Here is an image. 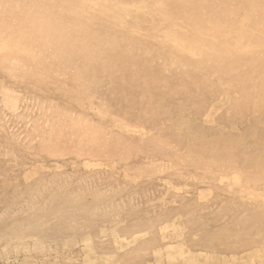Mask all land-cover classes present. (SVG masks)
Masks as SVG:
<instances>
[{"label": "rangeland", "instance_id": "374dc122", "mask_svg": "<svg viewBox=\"0 0 264 264\" xmlns=\"http://www.w3.org/2000/svg\"><path fill=\"white\" fill-rule=\"evenodd\" d=\"M38 1L0 0V264H73L63 256L43 259L42 247L47 245L58 254L67 243L75 250L74 244L79 240L77 236L74 238L75 234L61 231L58 226L64 225L53 220L50 222L46 213L57 207L58 213L64 209L75 211L73 207L77 206L73 205L72 196H68L64 204L60 200L66 197V193L74 196L80 192L82 200H88L92 196L89 189L93 184V190L100 193L105 188L127 196L122 210L106 211L102 204L106 199L98 201L99 220L95 223L97 217L94 218L97 225L94 234H99V230L103 231L100 235L109 234L111 230L121 228L118 223L125 213H128V219H134L126 232L132 230L138 235L148 227L152 233V223L160 221L162 212L163 222L158 227L162 231L166 229V222L176 223L175 218L182 213L185 219L182 221L187 222L184 233L192 236L190 244H202L208 249L204 255L193 254V264H217V261L221 264H264V91L259 94L253 84L246 89L238 88L240 85L225 78L226 68L215 59L210 60L214 66L213 78L207 85L202 80L200 64L199 69L189 67L180 71L175 52L169 49L175 30L171 32L168 24L174 19L179 25V34L183 35L180 39L185 41L181 31L187 28L185 25L191 18L214 7L220 9L219 13L228 20L222 22L223 34L219 36L226 50L237 43L250 47V37L255 39V34L259 37L254 40V49L248 55L239 57L236 50L232 51L233 62L242 61L246 65L248 72L242 71L246 76L257 66L264 65V19L257 23V15L252 9V3H256L264 18V0H253L252 3L250 0H192L190 6H185L181 0ZM229 1H233L239 14L243 13L244 20L250 21L249 32L245 30L246 23L224 16L227 11L222 6ZM4 4L7 5L5 8ZM168 35H171L170 39ZM189 61L186 57L185 62L189 64ZM4 91L9 92L4 94ZM245 93L250 97L248 102ZM124 139L127 140L124 142ZM17 156L21 160H56L65 164L54 170L32 165L34 161L20 166ZM104 164L124 166L122 169L127 177L128 174L134 175L133 182H125V177L118 178L105 172H99L92 182L82 178V169ZM65 165L72 168L69 170ZM177 179L188 188V192H175L171 202L163 206L166 196L161 199L157 196ZM23 204L26 207H21ZM18 228L24 230L25 236L11 237V233L20 232ZM68 238L71 242L67 241ZM35 248H40L39 254L33 253ZM227 250L234 253L229 255ZM28 252L36 255L31 257L34 263L26 258ZM81 259L75 264H100L84 254Z\"/></svg>", "mask_w": 264, "mask_h": 264}, {"label": "bare ground", "instance_id": "6f19581e", "mask_svg": "<svg viewBox=\"0 0 264 264\" xmlns=\"http://www.w3.org/2000/svg\"><path fill=\"white\" fill-rule=\"evenodd\" d=\"M11 1V0H10ZM19 2V0H17ZM40 1V0H39ZM37 2V3H40V2ZM54 1V0H52ZM57 1V0H56ZM158 1V0H157ZM196 1V0H195ZM198 1H202V0H198ZM205 1V0H204ZM208 1V0H206ZM213 1V0H212ZM216 1V0H215ZM248 1V0H246ZM251 3L254 2L253 0H250ZM8 2V1H7ZM13 2V1H12ZM33 2V1H32ZM51 2V1H50ZM132 2V0H131ZM138 2V1H137ZM203 2V1H202ZM3 3V2H1ZM22 3V2H21ZM19 3V4H21ZM24 3V2H23ZM29 3V2H28ZM34 3V2H33ZM43 3V2H42ZM41 3V4H42ZM53 3V2H52ZM55 3V2H54ZM169 3V1H168ZM177 3V2H176ZM181 3H183L185 6H190L191 3H193L192 0H181ZM240 3V2H239ZM250 3V4H251ZM18 3H16L17 5ZM44 4V3H43ZM50 4V3H49ZM57 4V3H56ZM173 4V3H172ZM197 4V3H196ZM217 4V3H216ZM24 6V4H22ZM51 5V4H50ZM54 5V4H53ZM174 5V4H173ZM195 5V4H194ZM207 5V4H206ZM219 5V4H218ZM264 5V4H263ZM1 6V5H0ZM4 6H7V5H3ZM12 6H14V4H12ZM28 6V5H27ZM35 5L33 4V7ZM39 6V5H38ZM55 6V5H54ZM60 6V5H59ZM178 6V5H176ZM175 6V7H176ZM181 5L179 4V7ZM197 6H200V5H197ZM209 6V5H208ZM211 6V5H210ZM214 6V5H212ZM211 6V7H212ZM11 7V6H10ZM18 7V6H17ZM42 7V6H41ZM45 8L47 7L44 6ZM56 7V6H55ZM183 7V6H182ZM181 7V8H182ZM5 8V7H4ZM9 8V7H8ZM20 8V7H18ZM25 8V7H24ZM168 8V7H167ZM166 8V9H167ZM174 8V6H173ZM186 8V7H185ZM191 7L188 8V12L190 10ZM209 8V7H208ZM223 10H226L227 12L224 13V16L225 17H235L237 18V20H240V23H246L247 24V28L245 29L246 32H249L250 29H249V22L248 20H244L243 19V13H238V10L236 8V6H234L233 4V1H229V2H224V5L222 6ZM243 8V7H242ZM27 9V8H26ZM37 9V8H36ZM48 9H50L48 7ZM47 9V10H48ZM58 9V8H56ZM177 9V8H175ZM252 9H254V13H256V21L257 23H260L262 19V16H261V11L258 9V6L257 4L255 3H252ZM8 10V9H7ZM17 10V9H15ZM19 10V9H18ZM39 10V9H38ZM41 10V9H40ZM54 10V9H52ZM51 10V11H52ZM170 10V8H169ZM200 10V9H199ZM208 10V9H207ZM219 10L218 8H211L208 12L206 13H202L200 12L201 14L197 17H195L194 19H190V21L185 25L187 26V28L183 31H181L184 35H185V41L181 40V36L183 35H180L179 32V28H178V24L177 22L174 20V19H171L169 21V26H170V30L172 29L171 32H173L175 30V32L173 33V37H171L170 39V36L168 37L171 41L169 43H171V47L172 48H169V49H173V51L175 52V55H176V58H177V67L178 69H181L180 71L183 70H186V69H189L190 68H194V67H197L199 69V65H201V76H202V80L206 81V85L209 83L211 77H212V67L213 64L211 63L212 60H216L219 65L221 67H225L226 68V71H225V78L230 80V81H234L236 82L238 85V88L241 87L243 89H246L248 87V85L250 84L252 87L254 85V88L256 90L259 91H264V65L263 66H257L251 73H247L248 75L246 76H243L244 72L242 73V71H246L247 68H246V65L242 62V61H239L238 63L237 62H233V59H232V54L234 50H236V54L237 56L241 57L243 55H248L247 53L248 52H251V50L254 49V46H253V43H254V40H258L259 37L255 34V39H253L252 37H250V43H251V46H245L243 45V43H237L233 48L231 49H228L226 50L224 48V45H223V42L221 39H219V36L221 37V35L223 34L222 33V22H226L228 21L226 18L223 17L222 13H219ZM26 13L29 11L25 10ZM24 11V12H25ZM31 11V10H30ZM168 11V10H167ZM180 11V10H179ZM194 11V10H193ZM12 12V10H11ZM35 12V11H34ZM41 12V11H40ZM39 12V13H40ZM50 12V11H49ZM54 12H57V11H54ZM173 12V11H172ZM177 12V11H176ZM29 13V12H28ZM180 13V12H179ZM193 13V12H192ZM191 13V14H192ZM196 13V12H194ZM11 14V13H10ZM17 14V13H16ZM47 14V12H46ZM52 14V13H51ZM55 14V13H54ZM158 14V12L156 13ZM190 14V15H191ZM230 14V15H228ZM2 15V14H1ZM42 15V14H41ZM48 15V14H47ZM57 15V13H56ZM66 15V14H65ZM175 15V14H173ZM177 15V14H176ZM180 15V14H179ZM185 15V14H184ZM186 15H187V11H186ZM189 15V16H190ZM197 15V14H196ZM252 15V14H251ZM7 16V15H5ZM4 16V18H5ZM10 16V15H9ZM13 16V14H12ZM22 16V15H20ZM26 16V15H25ZM34 16V15H33ZM40 16V14H39ZM53 16V15H52ZM172 16V15H171ZM31 17V16H30ZM37 17V16H36ZM35 17V18H36ZM41 17V16H40ZM58 17V16H57ZM229 17V18H230ZM255 17V16H254ZM17 18V17H16ZM26 18V17H25ZM29 18V17H28ZM45 18V17H44ZM52 18V17H51ZM78 18V17H77ZM97 18V17H96ZM100 18L102 19V17L100 16ZM139 18H141L139 16ZM147 18V17H146ZM179 18H182V17H179ZM187 18V17H186ZM12 19V17H11ZM59 20V17L57 18ZM158 19V18H157ZM27 20V19H26ZM44 20V19H43ZM111 19H109L110 21ZM150 20V19H149ZM99 21V20H98ZM178 21V20H177ZM13 22V21H12ZM26 22V21H25ZM29 22V20H28ZM52 22V21H51ZM60 22V21H59ZM93 22V21H92ZM108 22V20L106 21ZM147 22V21H146ZM181 22V21H180ZM49 23V22H48ZM97 23V22H96ZM101 23V22H100ZM114 23V22H113ZM129 23V21H128ZM28 24V23H27ZM31 24V23H30ZM51 25V23H49ZM65 24V22H64ZM105 24V23H104ZM107 24V23H106ZM150 24V23H149ZM157 24V23H156ZM184 24V23H183ZM33 25V24H32ZM101 25V24H100ZM116 25V24H115ZM141 25V24H140ZM145 25V24H144ZM241 25V24H240ZM119 26V25H118ZM143 26V25H141ZM27 27V26H26ZM103 27V26H102ZM109 27V26H108ZM113 27V25H112ZM116 27V26H115ZM127 27V26H126ZM146 27H148L146 25ZM161 27H165V26H161ZM183 27V26H181ZM31 28V27H30ZM47 28V27H46ZM100 28V27H98ZM111 28V27H109ZM152 28L154 29V26H152ZM157 28V27H156ZM168 28V27H167ZM185 28V27H184ZM242 28V27H240ZM97 29V28H96ZM102 29V28H101ZM104 29V28H103ZM108 29V28H107ZM128 29V27H127ZM151 29V30H153ZM161 29V28H160ZM168 29V30H169ZM33 30V29H31ZM35 30V29H34ZM109 30V29H108ZM139 30V29H138ZM155 30V29H154ZM159 31V29H157ZM165 30V29H164ZM169 30V32H170ZM49 31V30H48ZM107 31V30H106ZM110 31V30H109ZM114 31V30H113ZM116 31V30H115ZM129 31V30H127ZM46 32V31H45ZM51 32V31H50ZM68 32V31H67ZM102 32V31H101ZM108 32V31H107ZM146 32V30H145ZM148 32V30H147ZM154 32V31H153ZM160 32V31H159ZM104 33V32H103ZM109 33V32H108ZM107 33V34H108ZM128 33V32H127ZM131 33V32H130ZM133 33V31H132ZM137 32H135L136 34ZM143 33V32H142ZM152 33V32H151ZM164 33V32H162ZM161 33V34H162ZM235 33L237 34L238 32L235 31ZM37 34V33H36ZM101 34V33H100ZM99 34V35H100ZM112 34V33H111ZM138 34V33H137ZM141 34V33H140ZM147 34V33H146ZM169 34V33H168ZM231 34V33H230ZM41 35V34H39ZM56 35V34H55ZM134 35V34H133ZM148 35V34H147ZM151 35V34H150ZM232 35V34H231ZM42 36V35H41ZM40 36V38H42ZM44 36V35H43ZM121 36V35H120ZM139 36V35H138ZM145 36V35H144ZM167 36V35H166ZM136 37V36H135ZM142 37V36H141ZM164 37V36H163ZM32 38V37H31ZM103 38V37H101ZM120 38V37H119ZM127 38V37H126ZM137 38V37H136ZM161 38V37H160ZM48 39V38H47ZM112 39V38H111ZM145 39V38H144ZM34 40V39H33ZM37 40V39H36ZM53 40V39H52ZM120 40V39H119ZM126 40V39H124ZM159 40V39H158ZM165 40V39H164ZM188 40V41H187ZM234 40V39H233ZM41 41V40H40ZM113 41V40H112ZM111 41V42H112ZM135 41V40H134ZM137 41V39H136ZM149 41V40H148ZM33 42V41H32ZM36 42V41H35ZM122 42V41H120ZM142 42V41H141ZM230 42V41H229ZM106 43V42H105ZM124 43V42H123ZM139 43V42H138ZM153 43V42H151ZM160 43V42H159ZM232 43V42H231ZM91 44V43H90ZM95 44V43H94ZM134 44V43H133ZM137 44V43H136ZM154 44V43H153ZM168 44V43H167ZM118 45V44H117ZM140 45H142L140 43ZM35 46V45H34ZM39 46V45H37ZM91 46V45H90ZM96 46V45H95ZM100 46V45H99ZM108 46V44H107ZM137 46V45H136ZM97 47V46H96ZM131 47V45H130ZM16 48V47H15ZM95 48V47H94ZM92 48V49H94ZM124 48V47H123ZM127 48V47H126ZM145 48V47H144ZM100 49V48H99ZM147 49V48H146ZM34 50V49H33ZM40 51H44L42 48H39ZM55 50V49H54ZM112 50V49H111ZM140 50H141V47H140ZM144 50V49H143ZM152 50V49H151ZM156 50V49H155ZM167 50V48H166ZM56 51V50H55ZM76 51V50H74ZM95 51V50H94ZM93 51V52H94ZM103 51V50H102ZM107 51V50H106ZM128 51V49H127ZM136 51V50H135ZM157 52H159L158 50H156ZM173 51H171L173 53ZM11 52V51H10ZM31 52V50L29 51ZM46 52V51H45ZM79 52V51H78ZM107 52H111V51H107ZM116 52V51H115ZM120 52V50H119ZM137 52V51H136ZM135 52V53H136ZM146 53V51H144ZM166 52V51H165ZM164 52V53H165ZM12 53V52H11ZM33 53V52H32ZM67 53V52H66ZM74 53V52H73ZM91 53V52H90ZM118 53V52H117ZM121 53V52H120ZM132 53V52H131ZM154 53V52H153ZM25 54V52H24ZM31 54V53H30ZM46 54V53H45ZM77 54V53H76ZM84 54V53H83ZM95 55V53H93ZM103 54V53H101ZM100 54V55H101ZM108 54V53H107ZM112 54V52H111ZM115 54V53H114ZM119 54V53H118ZM122 54H124L122 52ZM142 54V53H141ZM162 54V53H161ZM169 54V52H168ZM28 55V54H27ZM32 55V54H31ZM54 55V54H53ZM68 55V54H67ZM92 55V54H90ZM99 55V56H100ZM136 55V54H134ZM144 55V54H142ZM158 53L156 54V57H157ZM231 55V56H230ZM256 55V54H255ZM2 56V55H1ZM17 56V55H16ZM30 56V55H29ZM75 56V55H74ZM77 56V55H76ZM84 56V55H83ZM96 56H98V53L96 54ZM104 56H105V53H104ZM103 56V57H104ZM108 56V55H107ZM125 56V55H124ZM123 56V57H124ZM127 56V54H126ZM147 58H148V55H146ZM160 56V55H159ZM173 56V55H172ZM40 58V56H37ZM52 57V56H51ZM82 57V56H81ZM109 57V56H108ZM111 57V56H110ZM134 57V56H133ZM136 57V56H135ZM152 57V56H151ZM166 57V56H165ZM186 57L190 60L189 61V64H187L185 62V59ZM42 58V57H41ZM66 58V57H65ZM78 58L79 60V57H76ZM89 58V57H88ZM101 58V56H100ZM107 58V57H106ZM142 58V57H141ZM140 58V59H141ZM146 59V57H143ZM168 58V57H167ZM173 58V57H172ZM171 58V59H172ZM2 59V58H1ZM5 59V58H4ZM63 59V58H62ZM61 59V60H62ZM82 59V58H81ZM99 59V58H98ZM104 59V58H103ZM120 59V57L118 58ZM139 59V60H140ZM165 59V58H163ZM240 59V58H239ZM74 61H77V59L75 60V58L73 59ZM72 60V61H73ZM83 60H86L85 58ZM89 60V59H88ZM87 60V61H88ZM92 60L95 61V59L92 58ZM126 60V59H125ZM130 60V59H129ZM136 60V59H135ZM166 60V59H165ZM174 60V59H173ZM211 60V61H210ZM244 60V59H243ZM40 62V59L38 60ZM48 61V60H47ZM60 61V60H59ZM58 61V62H59ZM69 61V60H68ZM91 62V60H89ZM88 61V62H89ZM112 61V60H111ZM116 61V60H115ZM127 61V60H126ZM150 61V59H149ZM152 61V59H151ZM163 61V60H161ZM160 61V62H161ZM172 61V60H171ZM8 62V61H7ZM49 62V61H48ZM67 62V61H65ZM71 62V61H70ZM79 62V61H78ZM89 62V63H90ZM134 62V61H133ZM137 62V61H136ZM141 62V61H139ZM144 62H147V61H144ZM159 62V63H160ZM170 62V60H169ZM188 62V61H187ZM253 62V61H252ZM4 63V62H3ZM23 63V62H22ZM64 63V62H63ZM80 63V62H79ZM78 63V64H79ZM83 63V62H81ZM86 63V62H84ZM97 63V61H96ZM148 63V62H147ZM156 63V62H155ZM168 63V61H167ZM176 63V62H175ZM264 63V61H263ZM6 64V63H5ZM4 64V65H5ZM59 64V63H58ZM98 64V63H97ZM117 64V63H116ZM148 64H151V63H148ZM166 64V63H165ZM172 64V63H171ZM215 64V63H214ZM253 64H256L255 62H253ZM17 65V64H16ZM23 65V64H22ZM49 65V64H48ZM56 65V63H55ZM66 65V64H65ZM82 65V64H81ZM90 66V64H88ZM104 65V64H103ZM102 65V66H103ZM115 65V64H114ZM168 65V64H167ZM37 66V65H36ZM42 66V64L40 65ZM47 66V65H46ZM50 66V65H49ZM59 66V65H58ZM75 66V65H74ZM105 66V65H104ZM107 66V65H106ZM117 66V65H116ZM172 66V65H171ZM1 67V66H0ZM5 67V66H3ZM14 67V66H13ZM19 67V66H18ZM25 67H27L25 65ZM33 67V66H32ZM45 67V66H44ZM57 67V66H56ZM55 67V68H56ZM96 67V66H95ZM175 67V66H174ZM176 67V68H177ZM11 68V67H10ZM50 68V67H49ZM59 68V67H58ZM79 68V67H78ZM84 68V67H83ZM106 68V67H105ZM111 68V67H110ZM135 68V67H134ZM12 69V68H11ZM19 69V68H18ZM40 69V67H39ZM51 69V68H50ZM50 69L48 70L49 73H50ZM54 69V68H53ZM88 69V68H87ZM150 69H152V67H150ZM177 69V70H178ZM217 69V66L216 68ZM214 69V70H215ZM220 69V68H219ZM1 70V68H0ZM6 70V69H5ZM14 70V69H13ZM22 70V69H21ZM42 70V69H41ZM47 70V69H46ZM77 70V69H76ZM81 70V69H80ZM15 71V70H14ZM19 71V70H18ZM24 71V70H23ZM40 71V70H39ZM38 71V72H39ZM83 71V70H81ZM106 71V70H105ZM150 71V70H149ZM169 71V70H168ZM219 71V70H218ZM2 72V71H1ZM8 72V71H7ZM6 72V73H7ZM17 72V71H16ZM41 72V71H40ZM39 72V73H40ZM52 74H53V71H51ZM63 72V71H62ZM62 72L60 73V75L62 74ZM84 72V71H83ZM82 72V73H83ZM104 72V70H103ZM170 72V71H169ZM217 72V71H215ZM222 72H223V69H222ZM248 72V71H246ZM21 73V72H19ZM18 73V74H19ZM23 73V72H22ZM46 73V72H45ZM55 73V71H54ZM65 73V71H64ZM109 73V71H108ZM167 73V72H166ZM200 73V72H199ZM197 73V74H199ZM221 73V72H220ZM42 74V73H41ZM51 74V73H50ZM84 74V73H83ZM169 74V73H167ZM21 75V74H20ZM29 75V74H28ZM58 75V74H57ZM59 75V77H60ZM69 75V74H68ZM68 75H64V76H68ZM216 75V74H214ZM15 76V75H14ZM34 76V74H33ZM32 76V77H33ZM56 76V75H55ZM88 76V75H87ZM19 77V75H18ZM24 77V75H23ZM41 77V76H39ZM52 77V76H51ZM62 77V76H61ZM91 77V76H89ZM50 78V77H49ZM67 78V77H66ZM65 78V79H66ZM71 78V77H70ZM95 78V77H94ZM103 78V77H102ZM213 78V77H212ZM25 79V78H24ZM34 79V78H33ZM39 79V78H38ZM47 79V78H46ZM68 79V83H69V78ZM66 79V80H67ZM90 79V78H89ZM93 79V78H92ZM110 79V78H109ZM173 79V77H172ZM10 80V79H9ZM23 80V79H22ZM51 80V79H50ZM57 80V79H56ZM55 80V81H56ZM88 80V79H87ZM96 80V79H94ZM146 80V79H145ZM180 80V79H179ZM47 81V80H46ZM49 81V80H48ZM65 82V81H64ZM168 82V81H167ZM187 82V81H186ZM203 82V81H202ZM61 83V82H60ZM162 83V82H161ZM190 83V82H189ZM9 84V83H8ZM93 84H96L95 82ZM92 84V86H93ZM164 84V83H162ZM225 84V83H224ZM237 84H236V87H237ZM253 84V85H252ZM12 85V84H11ZM60 85V84H59ZM74 85V84H73ZM76 85V84H75ZM174 85V84H173ZM213 85V84H212ZM218 85V83H217ZM56 86V85H55ZM211 86V85H210ZM208 86V88L210 87ZM235 86V85H234ZM250 86V87H251ZM57 87V86H56ZM71 87V86H70ZM74 87V86H73ZM77 87V86H76ZM94 87H96L94 85ZM197 87V86H196ZM213 87V86H212ZM75 88V87H74ZM183 88V87H182ZM68 89V88H66ZM200 89V88H199ZM222 89V88H221ZM230 89V88H228ZM234 89V88H233ZM7 90V89H6ZM22 90V89H21ZM251 90V89H250ZM149 91V90H148ZM222 91V90H221ZM232 91V89H231ZM242 91V89H241ZM9 91H4V94L8 93ZM15 92V91H14ZM21 92V91H20ZM150 92V91H149ZM243 92V91H242ZM18 93V92H17ZM63 93V92H62ZM79 93V92H78ZM240 93V92H239ZM22 94V93H21ZM29 94V93H28ZM76 94V93H75ZM225 94V93H224ZM247 95V102L248 100L250 99L249 95L247 93H245ZM255 94V93H254ZM260 94V92H259ZM30 95V94H29ZM69 95V94H68ZM230 95V94H229ZM242 96V94H240ZM235 96V95H234ZM1 97V96H0ZM151 97V96H150ZM232 97V96H231ZM10 98V96H9ZM83 98H85L83 96ZM153 98V97H152ZM150 98V99H152ZM233 98V97H232ZM236 98V96H235ZM61 99V98H60ZM230 99V97H229ZM255 99V98H254ZM233 100V99H232ZM11 101V100H10ZM24 101V100H23ZM73 101V100H72ZM76 101V100H75ZM83 101V100H82ZM245 101V100H244ZM2 102V101H1ZM68 102V101H67ZM241 102V101H240ZM40 103V102H39ZM244 103V102H243ZM242 103V104H243ZM252 103V102H251ZM23 104V103H22ZM56 104V103H55ZM53 104V105H55ZM58 104V103H57ZM56 104V105H57ZM78 104V103H77ZM240 103V105H242ZM66 105V104H65ZM91 105V104H90ZM260 105V104H259ZM25 106V105H24ZM82 106V105H81ZM80 106V107H81ZM85 106V105H84ZM83 106V108H84ZM92 106V105H91ZM223 106V105H222ZM225 106V105H224ZM15 107V106H14ZM57 107V106H56ZM63 107V106H62ZM70 107V106H69ZM29 108V107H28ZM36 109V108H35ZM38 109V108H37ZM44 109V108H42ZM73 109V108H72ZM75 109V108H74ZM48 110V109H47ZM83 110V109H82ZM92 110V109H91ZM219 110V109H218ZM39 111V110H38ZM72 111V110H71ZM76 111V110H75ZM17 112H19L17 110ZM21 112V111H20ZM49 112V111H48ZM76 112H79V111H76ZM31 114V113H30ZM36 115V113H34ZM10 115V114H9ZM40 115V114H39ZM72 115V114H71ZM84 115V114H83ZM4 116V115H3ZM18 116V115H17ZM88 116V115H87ZM7 119H8V116H6ZM30 117V115H29ZM52 117V116H51ZM106 117V116H105ZM114 117V116H113ZM13 118V117H12ZM19 118V117H17ZM117 118V117H116ZM47 119V118H46ZM50 119V118H49ZM52 119V118H51ZM57 119V118H56ZM31 120V119H30ZM119 120V119H118ZM22 121V120H21ZM33 121V120H32ZM14 122V121H12ZM23 122V121H22ZM98 122V121H97ZM31 123V122H30ZM64 123V122H63ZM127 123V122H126ZM22 124V123H21ZM24 124V123H23ZM32 124V123H31ZM6 125V124H5ZM31 126V125H30ZM38 126V125H37ZM28 128V127H27ZM30 128V127H29ZM39 128V127H38ZM124 128V126H123ZM19 129V128H18ZM125 129V128H124ZM20 130V129H19ZM25 130V129H24ZM5 131V130H4ZM35 132V131H34ZM47 132V131H46ZM45 132V133H46ZM17 133V131H16ZM21 133V132H20ZM29 134V132H28ZM120 134V133H118ZM19 135V134H17ZM22 135V134H21ZM34 135V133H33ZM41 136V135H40ZM139 136V135H138ZM19 137V136H18ZM17 137V138H18ZM34 137V136H33ZM37 137V136H36ZM46 137V136H44ZM28 138V137H27ZM34 140V139H33ZM32 140V141H33ZM39 140V139H37ZM125 140L127 139H124V142ZM24 141V140H23ZM31 142V141H30ZM122 142V143H124ZM37 143V142H36ZM27 144V143H26ZM44 144V143H43ZM20 146V145H19ZM131 146V145H129ZM121 147V146H120ZM30 148V147H28ZM106 148V147H105ZM123 148V147H122ZM76 151V150H75ZM53 156V155H52ZM42 157V156H41ZM17 160H18V163L20 164V166L22 165H27V163L29 162V164L32 163V165H36L37 167H50V168H54L56 167H59V166H62L64 164H59V162H57L55 159V161H40L39 159L36 160V159H32L30 161H27V160H21L18 156L16 157ZM15 158V159H16ZM11 159V158H10ZM46 159V158H45ZM74 159V158H73ZM76 160V159H75ZM66 161V160H65ZM81 160H79L80 162ZM71 162V161H70ZM83 162V161H82ZM88 162V161H86ZM104 162V161H103ZM7 163V162H6ZM68 163V162H67ZM128 163V162H127ZM134 163V162H132ZM136 163V162H135ZM90 164V163H89ZM118 164V163H117ZM126 164V163H125ZM72 165V164H71ZM74 165V163H73ZM82 165V164H80ZM119 165V164H118ZM134 165V164H133ZM67 166V168H72L70 165H65ZM122 166V165H121ZM119 168V166H116L115 164L112 165V164H104L102 166H91V167H86L85 169L86 170H81V176L82 178L86 181V182H92L94 180V178H96V175L99 173V172H105V173H112L111 175L114 176V177H125L126 178V181H131L133 182L134 180V175L132 174H128V177L126 175V172L125 170H123L122 167ZM132 166V165H131ZM127 167V166H125ZM142 167V166H141ZM61 168V167H60ZM128 168V167H127ZM35 169V168H34ZM44 169V168H43ZM130 169V168H129ZM127 169V170H129ZM126 170V171H127ZM36 171V170H35ZM157 171V170H156ZM155 171V172H156ZM129 172V171H128ZM131 172V171H130ZM148 172V171H147ZM161 172V171H160ZM31 173V172H29ZM33 173V172H32ZM60 173V172H59ZM58 173V174H59ZM25 174V173H24ZM27 174V173H26ZM49 174V173H48ZM51 174V173H50ZM151 174V173H150ZM110 175V176H111ZM154 176V174H152ZM159 174H157L156 176H158ZM24 176V175H23ZM150 176V175H148ZM25 178V177H24ZM124 178V179H125ZM133 178V179H132ZM25 180V179H24ZM202 180V179H201ZM6 181V180H5ZM156 182H159V181H156ZM204 182V181H203ZM201 182V183H203ZM211 182V181H209ZM130 183V182H129ZM185 183V182H184ZM89 184V183H88ZM168 185V187L165 188V191H161L159 193V195L157 196L161 198H163V196L165 197L166 196V199L167 200H163V206H166L168 202H171V199H172V196L175 192L177 193H180V192H184L187 193L188 191V188H184L183 187V184L178 181V179L173 182L171 184ZM214 186V185H213ZM90 187V186H88ZM194 187V186H193ZM92 188V190H90ZM91 188L89 189V193L92 192V196L88 199V200H82L81 198V193H76L74 196L73 195H69L68 193H66V197L64 198L63 196V199L60 200L61 202L60 203H63L65 200H67V197L68 196H72V198H74V204L73 205H76L77 207H73L75 208L76 210L74 211L73 209V212L71 211H66L65 209L62 210L60 213H58V207L57 208H53V209H50L49 211H47L46 215L47 218L49 217V221L52 222H57L58 224L60 225H64V227H59L58 228L61 230V231H65L67 233H69V235H71L72 233L75 234V237L74 238H79V240L76 241V243L74 244V247H77L75 248V250H73V246L71 247H68L69 245L67 244H64V246L62 247V253H55V250L53 251V249L51 248H48L47 245L45 248H43L41 245V250L43 253L42 257L43 259H49L48 257H51V256H57V257H61L63 256V258H66V259H70L72 261L73 264L75 263H79L80 260H82V254L85 255V257L89 258L92 260V261H98L100 264H126V262H128V264H193L195 263L194 259H193V254L194 255H198L197 253L202 254L204 255L205 253H207V250L206 247L202 244H195V243H191L192 240L190 239L192 236L190 233H184V229L187 227V222H183L185 219H183V216L182 213L181 215H178L175 220L176 223L174 224H169L170 222H166V229L165 230H159L158 227L159 225L161 224V221L163 222V212L160 216V221H156L153 224V228L151 229L152 230V233L151 231L149 230L150 227L146 228L140 235H138L137 233L135 232H132L131 231H128L129 233L126 232V229L129 228L130 224H133L132 223V220L134 219H128V213H125L121 219H120V222L118 224H120L119 226L121 228L119 229H115V230H111V232L109 234L105 233L104 232V235H100L103 233V231L101 232L98 228H97V231L99 230V234H94V232L96 231H93L96 226H95V223H98V220H99V216L97 214L98 211H100L99 209V205L98 204V201H102L103 199H106V201L102 202V204L104 205V209H106V211H112L114 209H123V207L126 205V197L127 196H122L121 194H118V191L116 192H110V191H107V189L103 188V190L100 192L96 191V190H93L95 189V186L94 184L91 185ZM191 188V187H190ZM210 188V187H209ZM233 190V188H231ZM201 190V189H200ZM206 190V189H205ZM230 192V194L232 195L234 192ZM100 191V189H99ZM160 191V190H159ZM207 191V190H206ZM211 191V190H210ZM209 192V191H208ZM263 192V191H262ZM124 193V192H123ZM236 193V192H235ZM238 194V193H236ZM240 194V193H239ZM64 195V194H63ZM86 195V194H85ZM91 195V194H90ZM84 196V195H83ZM261 196V195H260ZM115 197H116V200H115ZM186 197V196H185ZM263 197V196H262ZM85 198V197H84ZM83 198V199H84ZM156 198V197H155ZM101 199V200H99ZM129 199V198H128ZM155 200H159V199H155ZM188 200V199H187ZM167 201V202H165ZM115 203H117V205H115ZM175 203V202H174ZM64 204V203H63ZM176 206V205H175ZM21 207H26V205H22ZM90 210L92 212H94L93 214L90 213ZM114 212V211H113ZM118 213V212H117ZM130 213V212H129ZM112 214V213H110ZM131 214V213H130ZM87 215L88 218H87ZM107 215V214H106ZM113 215V214H112ZM116 215V214H115ZM119 215V214H118ZM24 216V215H23ZM22 216V217H23ZM42 216V214H41ZM110 216V215H109ZM117 216V215H116ZM115 216V218H116ZM97 217V220H95V223H94V218ZM114 217V216H113ZM92 218V219H91ZM107 218V217H106ZM105 218V219H106ZM118 218V217H117ZM109 219V218H108ZM171 219V218H170ZM144 220V219H143ZM174 220V221H175ZM183 220V221H182ZM5 221V220H4ZM82 221V223H74V222H80ZM103 221V220H102ZM105 221V220H104ZM116 221V220H115ZM180 221V222H178ZM112 222V221H110ZM117 222V221H116ZM94 223V224H92ZM108 223V222H107ZM115 223V222H114ZM143 224H145L143 222ZM117 225V223H116ZM95 226V227H94ZM103 226V225H102ZM109 226V225H108ZM55 228V227H54ZM109 228V227H108ZM113 228V227H112ZM115 228V226H114ZM19 229V228H18ZM26 229V228H24ZM46 229L48 230L49 229V226L47 225L46 226ZM42 230L44 231V229L42 228ZM155 230V231H154ZM20 231V229H19ZM134 231V230H133ZM12 232V231H11ZM46 232V231H44ZM43 233V232H40V234ZM71 233V234H70ZM77 233V234H76ZM154 233V234H153ZM184 233V234H183ZM10 234V233H9ZM13 235V236H16V237H23L25 236V233H24V230L18 233H11L10 236ZM32 235V234H31ZM9 236V238H10ZM51 236V235H50ZM77 236V237H76ZM83 236V237H82ZM85 236V239H83ZM184 236V237H183ZM186 236V237H185ZM12 237V236H11ZM49 236H47L48 238ZM188 237V238H187ZM8 238V237H7ZM50 238V237H49ZM73 238V239H74ZM27 239V238H25ZM62 239V238H61ZM23 240V239H21ZM69 240V238L67 239V241ZM30 241V240H29ZM64 241V240H63ZM70 241V240H69ZM19 241H17L18 243ZM60 242V241H59ZM71 242V241H70ZM12 243V241H11ZM27 243V242H26ZM63 243H66V242H63ZM19 244V243H18ZM31 244V243H28V245ZM43 244L45 246V243L43 241ZM204 244V243H203ZM27 245V244H26ZM32 245V244H31ZM149 246V247H144V246ZM16 246V244H15ZM51 247V246H50ZM211 247V246H210ZM215 247V246H214ZM32 248V247H31ZM34 248V247H33ZM82 249V254L80 253V250ZM216 248V247H215ZM40 248H35L34 252L33 253H36V254H39L40 252H37ZM231 249V248H230ZM230 250H227V253L232 254L234 253V251H230ZM27 252V250H26ZM41 252V253H42ZM260 252V251H259ZM236 253V252H235ZM240 253V252H239ZM216 254V253H215ZM213 255V254H212ZM36 256V255H34ZM32 253H27V256L26 258H28V260L31 262H33L34 258H31V257H34ZM39 256V255H37ZM135 256V257H134ZM222 256V255H221ZM220 256V257H221ZM133 257V259H132ZM55 258V257H54ZM53 258V259H54ZM131 258V259H130ZM211 258V257H210ZM222 258V257H221ZM228 258V257H227ZM19 259V258H18ZM51 259V258H50ZM52 259V260H53ZM85 259V258H84ZM89 259V260H90ZM20 260V259H19ZM38 260V259H37ZM221 260V259H220ZM14 261V260H13ZM23 261V260H22ZM257 261V260H256ZM15 262V261H14ZM19 262V261H18ZM24 262V261H23ZM226 262V261H225ZM34 263V262H33ZM39 263V262H38ZM82 263V262H81ZM42 264H44L42 262ZM217 264H221V262L217 261ZM224 264V263H223Z\"/></svg>", "mask_w": 264, "mask_h": 264}]
</instances>
